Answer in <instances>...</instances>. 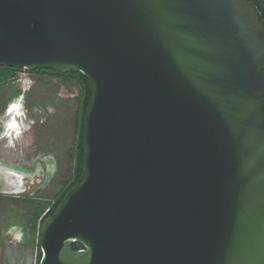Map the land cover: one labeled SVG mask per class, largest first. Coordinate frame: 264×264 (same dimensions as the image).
I'll return each mask as SVG.
<instances>
[{
	"label": "water",
	"instance_id": "obj_1",
	"mask_svg": "<svg viewBox=\"0 0 264 264\" xmlns=\"http://www.w3.org/2000/svg\"><path fill=\"white\" fill-rule=\"evenodd\" d=\"M0 66L79 71L90 91L81 173L41 223L39 264H264L252 0H0ZM23 177L0 169V193Z\"/></svg>",
	"mask_w": 264,
	"mask_h": 264
},
{
	"label": "trees",
	"instance_id": "obj_2",
	"mask_svg": "<svg viewBox=\"0 0 264 264\" xmlns=\"http://www.w3.org/2000/svg\"><path fill=\"white\" fill-rule=\"evenodd\" d=\"M262 13L264 19V3L262 0H252ZM21 68L0 66V82L4 83L11 80L10 77ZM30 73L39 77L56 80L64 85H75L78 90V101L76 109L70 113L68 109L61 118L60 122L55 123L49 130L55 133L57 140L62 143V156H57L59 163L58 170L50 181V187L45 189L40 196L25 195H6L0 194V217L9 213L11 210L19 209L22 211L24 222L36 235V255L34 264H39L41 258L40 249V226L45 217L52 214L57 204L61 201L67 191L78 180L82 161H83V119L89 101L90 91L87 78L79 71H68L59 73L53 70L38 69L30 70ZM19 90L14 94H18ZM11 96L0 93V112L6 106ZM60 99V98H59ZM62 157V159H60ZM11 204V208L6 206ZM75 249H80L82 245L78 242L73 243ZM3 264H13L6 262Z\"/></svg>",
	"mask_w": 264,
	"mask_h": 264
},
{
	"label": "rangeland",
	"instance_id": "obj_3",
	"mask_svg": "<svg viewBox=\"0 0 264 264\" xmlns=\"http://www.w3.org/2000/svg\"><path fill=\"white\" fill-rule=\"evenodd\" d=\"M262 2L264 3V0H262ZM10 79L17 80L18 82L21 79H28L29 85L36 84L38 86L28 97V103L26 104V109H24L26 117L23 119L26 122L27 120H31L32 122L35 121L30 129V133L34 135L32 146H36V149L31 147V149L27 148V151L21 152L26 155L27 158L29 156H34L36 159H39L41 163L40 169L42 168L36 186H31L29 190L24 192V195L28 196L27 193H29L31 196H40L45 189L50 187V181L59 166L57 156H62V143L60 140H57L55 133L49 129L51 126L55 125V123L60 122L67 111L66 109H68L70 113H73L76 109L78 101L76 93L77 87L75 85H66L68 88H63L57 84H52L50 79L46 77L29 76L27 73H23V71L11 76ZM50 90L57 92L58 96L61 95L62 98L60 97L57 102L53 103L48 94L39 95L41 92L49 93ZM37 97L42 102L41 105L43 107L46 105L48 108H53V104H55L58 110L57 116L54 118L48 117L47 121L42 124L38 123L37 121L39 118H37L31 110V106ZM12 100L13 99L10 101ZM10 153L13 152L10 151ZM14 153H16L14 154L15 156L9 159V155H7L4 150L0 149V158L10 163L19 164V151ZM60 159H62V157ZM21 165L25 166L24 163ZM27 167H30V165ZM8 208H11V204L6 206V209ZM24 221L22 211L19 209L11 210L9 213L0 217V264L6 262H11L13 264H34L36 255V235L30 231Z\"/></svg>",
	"mask_w": 264,
	"mask_h": 264
},
{
	"label": "flooded vegetation",
	"instance_id": "obj_4",
	"mask_svg": "<svg viewBox=\"0 0 264 264\" xmlns=\"http://www.w3.org/2000/svg\"><path fill=\"white\" fill-rule=\"evenodd\" d=\"M27 73L29 76H39L34 73H30L28 69H23L21 72ZM30 79V78H29ZM52 84H57L58 86H62L63 88H68V86L63 83H58L56 80H50ZM38 86L36 84H31L28 86L26 90L19 87L17 80L6 81L4 83L0 82V93L4 92L6 96H11L8 100L4 109L0 112V149L4 150L7 155H9V159H12L15 156L14 152L19 151L20 158H18L19 164L10 163L2 158H0V169L10 168L16 169L23 173V185L18 187V193L6 194V195H24L25 191L29 190L31 186L37 184L39 180V174L42 172V168L40 169V161L36 159L34 156H29L28 158L22 152H25L27 148L31 149L32 143L34 142V135L30 133V129L35 123V121L23 120L26 117L24 109H26V104L28 103V97L33 93ZM19 90L18 94L14 95ZM77 99H78V90H77ZM48 94L53 103L57 102L59 98L62 96L57 92L49 91V93L41 92L39 95ZM15 96V97H14ZM22 97L21 101L17 102L16 99ZM13 99L12 101H10ZM11 102V103H10ZM42 102L37 97L31 106V110L34 115L39 118L38 123L42 124L47 121V118H54L57 116V107L53 104V108H48V106L41 105ZM36 109L40 111L45 110V113L36 112ZM47 111V112H46ZM49 112V113H48ZM37 124V123H36ZM36 149V146L33 147ZM9 151V152H8ZM12 151L13 153H10ZM22 151V152H21ZM27 151V150H26ZM23 156V157H22ZM17 160V159H16ZM24 163L25 166L21 165ZM30 167H27L28 165ZM41 170V171H40ZM47 174V172H46ZM3 194V193H0ZM28 196L29 193H27Z\"/></svg>",
	"mask_w": 264,
	"mask_h": 264
},
{
	"label": "bare ground",
	"instance_id": "obj_5",
	"mask_svg": "<svg viewBox=\"0 0 264 264\" xmlns=\"http://www.w3.org/2000/svg\"><path fill=\"white\" fill-rule=\"evenodd\" d=\"M18 85H19V87L23 88V90H26L28 88V86H29L28 79H21L18 82ZM21 99H23V98L22 97L17 98L16 101L19 102V101H21Z\"/></svg>",
	"mask_w": 264,
	"mask_h": 264
},
{
	"label": "built area",
	"instance_id": "obj_6",
	"mask_svg": "<svg viewBox=\"0 0 264 264\" xmlns=\"http://www.w3.org/2000/svg\"><path fill=\"white\" fill-rule=\"evenodd\" d=\"M11 103V102H10ZM40 110L39 109H36V112H39ZM40 112H42V113H45V110H43V111H40ZM39 112V113H40ZM47 112V111H46ZM49 113V112H48Z\"/></svg>",
	"mask_w": 264,
	"mask_h": 264
}]
</instances>
